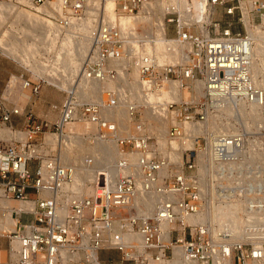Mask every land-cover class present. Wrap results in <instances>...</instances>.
<instances>
[{"label":"built area","instance_id":"obj_1","mask_svg":"<svg viewBox=\"0 0 264 264\" xmlns=\"http://www.w3.org/2000/svg\"><path fill=\"white\" fill-rule=\"evenodd\" d=\"M50 1L31 0L33 5ZM107 1L115 4L112 12L106 8ZM58 2L64 12L57 8L52 18L61 26H68L71 18L79 19L89 8L86 0ZM152 2L99 0L96 5L79 76V80L101 83L96 100L83 98L76 87H70L61 102L49 105L52 118L38 117L31 108L16 103L10 97L9 82L5 84V93L0 94V127H7L12 136L0 138V198L33 202L32 210L17 213L29 214L32 219L18 223L6 236L15 242L14 247L9 246L8 264H116L115 252L124 264H160L171 260L174 250L189 264H264V240L255 244L257 236L264 233V202L257 199L259 190L264 192V178L255 181L262 177L256 162L244 165V172L250 170L256 182L251 186L253 198L247 202L256 214L242 225L249 237L227 241L229 235L221 231L212 234L209 223L187 222L189 215L212 210L220 197L246 195L239 186L242 183L235 185L232 180L233 185L226 186L225 177L239 174L240 169L229 164H245L250 154L258 151L264 156V132L238 128L211 141L209 133L186 130L187 123L198 126L212 117L226 119V106L234 111L228 119H234L243 104L264 105V89L253 80L250 69L253 39L244 25L246 17L252 26L264 27V0L167 2L162 8L164 36L179 50L172 61H159L155 36L148 29L123 22ZM203 7L207 8L204 12ZM219 8L221 16L232 17L236 12L243 29H233L227 20L221 24L215 15ZM205 15L206 19L210 15L209 22ZM131 68L137 69L144 93L171 82L190 91L195 79L203 81L202 99L167 104L173 116L168 141L193 140L192 146L181 150L178 161L170 160L168 152L159 148L143 118L144 105L130 98L124 81L130 79ZM18 79L31 94L39 93V82L22 75ZM120 103L133 123L125 133L104 114ZM75 121L93 126L94 135L113 141L120 153L136 154L134 161L125 155L117 158L112 166L115 174L97 171L89 195L70 188L73 169L64 165L58 154L50 153V144L44 139L47 133L63 136ZM200 138L206 143H197ZM203 153L205 178L201 174ZM146 196L155 198L154 209L148 213L136 202ZM129 234H138L140 241H130Z\"/></svg>","mask_w":264,"mask_h":264},{"label":"bare ground","instance_id":"obj_2","mask_svg":"<svg viewBox=\"0 0 264 264\" xmlns=\"http://www.w3.org/2000/svg\"><path fill=\"white\" fill-rule=\"evenodd\" d=\"M22 4H28L32 5L31 0H19ZM87 1V0H86ZM171 0H153V2L147 6L144 9H141L137 13L131 14L125 18H123V22L127 26H132L136 25L139 23L141 26L144 24L146 27H148L149 34L153 33L155 36V49L158 55L159 61H162L163 59L171 60L175 58V55L178 49H175V42L170 40L169 37L164 36V33L166 31V28L164 26V23L162 21V18L157 15L156 11L157 9L161 10L164 5L167 2H170ZM196 1V0H195ZM203 1V0H199ZM198 2V1H197ZM44 5V4H43ZM55 8H58L59 13H63L64 11L62 10V7H60V3L58 0L56 1V4H53ZM115 4L113 1H107L106 2V8L108 11L112 12L113 7ZM36 7V6H35ZM43 7H36V9H40ZM12 8L9 6H3L2 8L0 7V22L4 21L6 19L7 15L9 12H11ZM207 10L206 7L202 8V11ZM44 13H50L47 8H44L43 10ZM93 16L95 14V11H93ZM86 13L81 16L79 19L76 18H71L69 25L68 26H61L57 22L54 21L55 24L59 25L61 28H63L66 31H69L70 33H75L78 29H80L81 26V19L86 16ZM93 16L91 19V22H93ZM24 18H26L30 24L33 26H37L40 29H43V26L46 27V30L44 31V41L46 44L51 45L55 42V40L58 38V35L53 33L54 26L50 22H46L42 17L35 16L32 14L24 15ZM204 20H207L208 22L210 21V15L206 19V15L204 16ZM53 21V20H50ZM156 22V23H155ZM153 23H155L156 29L153 30L152 26ZM10 25L14 24V21H10ZM244 25L246 27V32L252 37L253 39V47H252V61L250 63V69L253 75V80L264 89V74L262 73V64H263V55L261 54L264 52V27L262 26H252L248 24V20L246 17H244ZM90 28L88 30V41H89V32ZM262 29V30H261ZM67 39V38H66ZM263 39V40H262ZM22 46H24V49L26 52L23 54L24 59L27 58V55H35V50H37L32 44V43H26L22 42ZM161 45V47H159ZM168 46H171L173 49L168 50ZM88 47H89V42H88ZM87 47V50H88ZM84 48L83 47H78L75 49L76 54H77V61L75 63V66L73 68V72L80 70L81 73V60L83 58L84 54ZM87 53V51H86ZM86 55V54H85ZM36 56V55H35ZM257 57L259 60L257 61ZM23 59V56H22ZM80 67V68H79ZM133 72L136 73V88L134 87L132 82H129L128 80L125 79L124 83L127 86L128 90L131 93L130 98L133 101L140 102L145 106V109L143 112H146V123H147V128L150 126V122H147L149 118L153 119L156 124H157V132L161 134V129L165 128L167 125V120L173 118L171 116L168 118V113L169 110L167 109V104L168 102H181L182 97L179 95L180 92H184L186 90H181L178 85L175 82H171L170 85H167L159 90L156 91H148V92H143L142 90V84L138 76V71L136 68H132ZM78 72V71H77ZM80 73L74 78L75 82L71 85V87H76L78 92L81 93L80 91H83V88L80 85L84 84H90L89 90H93L96 85L94 83H97L99 86V89L97 91V94L94 95L93 97H89L92 95H81L83 98H89L92 100H96L100 96V91H101V83L98 81H83L79 80ZM259 75L262 76V78H259ZM107 85H111L110 83H107ZM200 86V88H199ZM193 97L195 94V97H198L199 95H204V83L200 79H195L193 86ZM160 95L163 96L161 101H155L154 100L158 99L156 96ZM191 97L185 98L186 100H189ZM196 99V98H195ZM120 107L124 108V113L127 116V112L125 109L124 104H119L114 108L107 109L105 110L104 114L107 118L111 119L110 113L113 114L114 117H116L119 120H121V113L118 111ZM149 108V111H146V109ZM114 111V112H113ZM223 112L226 114V120H214L213 115H211L210 121H204L203 123H199L198 126H193L192 124H186V130H192L191 134H196V133H209V139L213 141L214 137L220 133H228V132H237L238 127L233 123L230 119H228L229 116H233L234 111L226 106L223 108ZM239 117H234L236 121L239 123H242L245 128H250V125L248 124V119H252L255 122L258 119L263 120L264 119V105L259 106L256 104H249V105H241L239 107ZM151 113V114H150ZM151 115V116H150ZM260 117V118H259ZM148 119V120H147ZM119 128L122 130H128L129 126L123 125L121 122L118 123ZM219 127L216 128L215 127ZM262 126L261 128H263ZM214 130H211L213 129ZM131 130V129H130ZM73 133L72 129H68V133ZM161 132V133H160ZM164 132V131H163ZM165 133V132H164ZM51 134V133H50ZM163 134V133H162ZM167 135V132H166ZM67 136V135H66ZM162 137V136H161ZM167 137V136H166ZM1 138V137H0ZM67 138V137H66ZM101 140V138H99ZM167 139V138H166ZM104 140V139H102ZM168 140V139H167ZM66 141V143H65ZM80 142L82 143L80 138H69L68 140H64V147L65 153L62 155L61 162L66 165L70 166L73 169V182L70 186V188L78 193L82 190V187L84 186V183L86 181L91 182L95 180L96 172L97 171H106L115 174V170L112 168L114 162L116 161L114 155H113V150L111 149V146L108 144L104 143H95V142H88L79 145V152L74 153L73 151L70 150V147L67 148V146H71L74 142ZM90 141V140H89ZM174 143L175 148L172 146V143ZM157 143L159 145V148L163 149L164 151L168 152V156L170 157V160L172 161H178L180 152L181 150L184 149V147H189L192 146L193 140L190 138H184L179 141L173 140L169 141V144H165L163 146L162 143H159L157 139ZM60 145V141H59ZM116 146V145H115ZM169 146L170 150L166 148ZM117 149V147H116ZM175 149V150H173ZM173 151V152H172ZM133 154L136 157L135 153H129ZM118 157V156H117ZM206 155L203 153L201 156V161L202 166H201V174L202 178H205L206 172H207V167H206ZM248 162H256V164L259 167V174H261V178L259 177L257 180H255L257 183L262 181V178H264V156L261 151H258L257 153H251L250 154V160L247 162L241 163V162H236V163H231L229 164L230 168L237 167L239 168V174L236 177H232L231 175H226L225 182L226 186H231L233 185L232 180L236 182L235 185H239L241 187V190H244L246 195L241 198L238 196H233V197H220L217 204H214L212 206V210L209 209L208 211H198L195 214L189 215L187 217V222L196 224V223H209L212 225L211 231L212 234L217 235L219 231L223 233H227L229 237L227 238V241H232V240H240L243 241L245 240L246 237H249L250 235L248 233H245L243 230V223L246 220H250V218L254 217V214H256L253 211H250V209L247 207V202L248 200L252 199L253 197L250 195L252 191V184L256 183L254 182V176L250 175V170H246L244 172V165H246ZM165 172V170L163 171ZM210 194L214 195V191L210 189ZM224 198V199H223ZM2 199V198H0ZM5 199V198H3ZM257 199L259 202H264V192L262 190H259V194L257 196ZM22 202V201H21ZM26 202H31V201H26ZM137 204H142L144 206V211L146 213L152 211L155 206V198L151 196H146V197H140L139 199L136 200ZM32 207L29 210H32L33 208V202ZM25 207L24 205H21L17 209L10 210L11 213L8 216H4L3 212H0V235L1 236H6L9 232H11L16 224V218L14 217L15 213L18 211L24 210ZM3 211V210H0ZM8 211V210H7ZM19 213V212H18ZM167 230L170 228V226H166ZM167 237V236H166ZM258 241L255 242V244H260L259 242L264 240V233H260L258 236ZM127 238L132 241V242H139L140 241V236L138 234H129L127 235ZM11 240V246H15L12 244ZM228 248V247H227ZM229 254H230V249ZM160 264H189L185 262L182 257H181V252L179 250H174V256L171 260H164ZM191 264V263H190ZM253 264H258V263H253Z\"/></svg>","mask_w":264,"mask_h":264},{"label":"rangeland","instance_id":"obj_3","mask_svg":"<svg viewBox=\"0 0 264 264\" xmlns=\"http://www.w3.org/2000/svg\"><path fill=\"white\" fill-rule=\"evenodd\" d=\"M56 1L57 0H51L50 2L44 5L41 4L28 5V4H19L14 2L13 0H0L1 8L3 6H9L12 8L11 12L8 13L6 19L0 22V94L5 93V84L9 82V85L11 86L10 97H12V99L16 103H18L21 107L31 108L38 117H48V118L53 117V114L49 110V105L51 103H59L63 100L64 96L66 95V91L75 82L74 78L80 73V70H78V68L76 69V71L73 72L75 63L78 62L76 59L77 54L75 49H77L80 46L83 47L84 48L83 58H84L89 42L87 36H88L89 27L92 26L91 19L94 13L93 11H95L96 5L99 2V0H87V7L89 8L87 9L86 16H84L80 21L81 23L80 29H78L75 33H70L69 31L64 30L59 25L54 23L55 20L54 18H52V16H54L55 12H57V8H55L53 4H56ZM35 6L36 7L39 6L43 8L36 9ZM44 8H47L50 13H44L43 12ZM155 11L157 15L162 18L163 10L157 9ZM222 12L223 10L219 8L215 14L217 17H219L217 18V20H220L221 24H224L223 23L224 20H227L226 22H232L233 29H237V30L243 29L242 25L237 22L236 12L234 14L235 16L232 17L223 16V15L221 16ZM28 14L42 17L45 20V23L50 22L51 24H53L54 26L53 33L58 35V38L55 40L53 44L48 45L44 41V31L46 30V27L43 26V29H40L38 25L33 26L26 18H24V15L26 16ZM10 21H14V24L10 25L9 24ZM57 23L59 24V22ZM248 24L251 25L249 22ZM142 27L148 29V27H146L144 24H142ZM22 42H26V43L28 42L34 44L33 46L34 47L36 46L35 48L37 49L35 50L36 56L27 55V58L24 59L25 58L24 53L26 52V50L24 49V46H22L21 44ZM159 47H161V45ZM261 54L263 55L262 73L264 74V52H262ZM83 58L81 60V63L83 61ZM258 60L259 58L257 57V61ZM129 73H130L129 75L130 79H128V81L132 82L134 87L136 88L137 75L135 72H133L132 68L130 69ZM20 75H22L24 79H29L30 81L40 83L41 87L37 95L31 94L29 89L23 88L22 85H20V81L18 79ZM259 78L261 79L262 76L259 75ZM90 84L80 85L83 88V91H80L81 92L80 95L88 94V95H92L89 97H93L94 95L97 94V91L99 89L98 84L94 83L96 87L93 90H89L91 86ZM179 95L183 98L182 100H186L185 98L188 97H191L190 100L195 98L196 100H198V99H202L203 96V95L201 96L199 95L198 97H195L194 94L193 97V90L190 91L186 90L184 92H180ZM156 96L158 97V99L154 100L153 102L161 101L163 96L157 94ZM144 109L142 110V112L144 111ZM149 110H150L149 108L146 109V111ZM118 111L121 113V118H120L121 120L118 121V119L114 117L112 113H110L111 119L115 120L117 123L121 122L126 127L129 126L128 130L132 129L133 123L129 121L128 117H126L124 113V108L120 107ZM145 114L146 112H143V118L146 122ZM168 114H169L168 118H170L172 115H170V113ZM218 116L219 115H217V117ZM222 120H226V119H222ZM230 120L233 123H235V125L239 129L246 130L245 126L242 123H239L235 119H230ZM147 122H150V126L148 127V130L151 133H154L153 140L156 142L158 139L159 143H162L163 146L165 144H169V141L166 139L167 138L166 132L169 126L171 125V119L170 120L168 119L165 128H163V130L161 129V132L163 134L161 132H160L161 134L157 132V124L153 119L149 118ZM248 124L250 125V128H247V131L249 132L255 131L258 133L264 132V127L261 128L262 126H264V119L263 120L258 119L256 122L252 119H248ZM18 128L19 129L21 128L20 121L18 123ZM216 128L219 127L217 126L215 127V129ZM68 129H72V131L74 132L68 133ZM120 130L122 129L120 128ZM211 130H214V128ZM95 131L96 129L89 124L75 121L67 126L66 132L63 136L60 137L57 136L55 133H51V134L47 133L45 134L44 139L47 143L50 144L49 146L51 148L50 153L58 154L60 159L62 158V155L65 153L66 149L63 148L64 147L63 145H64V140L66 139L68 140V136L69 138L71 136V138H75L76 140L77 138H80L82 141V143L77 141L74 142L71 146H67V148L70 147V150L73 151L74 153L80 151L79 145L81 144L88 142H95V143L99 142L111 146V149L113 150V155L116 160L117 158L123 155H125V157L133 161L136 159V157L133 154L120 153L116 149L115 143L113 141L102 140V139L100 140L98 137H96V135H94ZM122 131L123 133H125L127 130H122ZM11 136H12V132H10L7 127L5 126L0 127L1 138L9 139ZM59 141H60V145H59ZM197 143L203 145L206 143V139L200 138V141ZM172 146L175 148L174 143H172ZM92 189H93V181L91 182L86 181L84 183V186L82 187L81 192L79 193H82L83 195H89L92 192ZM21 205L22 202L18 200L0 199V210H3L0 212H3L4 216L6 217L11 213L10 210L13 209L15 210ZM5 239L7 240L8 238L5 237ZM5 253H6L5 251H1L0 258L3 257V255L5 256ZM117 254L118 253H116V256H113V259L116 264L119 261V256Z\"/></svg>","mask_w":264,"mask_h":264},{"label":"crops","instance_id":"obj_4","mask_svg":"<svg viewBox=\"0 0 264 264\" xmlns=\"http://www.w3.org/2000/svg\"><path fill=\"white\" fill-rule=\"evenodd\" d=\"M22 205H24V207H25L24 210H29L32 207V203L31 202H22ZM17 213H15V215H14V217L16 218L17 221H16V224H15L13 230L18 225V223L26 222V221H29V220L32 219L31 215H29V214H17ZM5 237L6 236H1L0 235V252L1 251H5L6 252L5 256L3 255V257L0 258V264H8V259L10 257L9 246L11 245V242H10L9 238L6 240ZM12 244H14L13 241H12ZM113 256H116V253H112V257ZM117 264H124V263H121L120 261H118Z\"/></svg>","mask_w":264,"mask_h":264}]
</instances>
